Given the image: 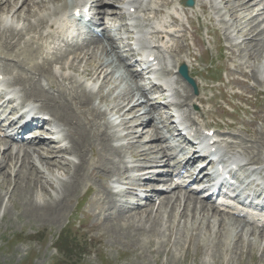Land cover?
Segmentation results:
<instances>
[{
  "label": "rangeland",
  "instance_id": "obj_1",
  "mask_svg": "<svg viewBox=\"0 0 264 264\" xmlns=\"http://www.w3.org/2000/svg\"><path fill=\"white\" fill-rule=\"evenodd\" d=\"M49 1L53 2L46 5L42 3L44 5L40 9L34 7L41 10L38 12L41 17L37 13L30 16L29 19L32 22L30 24H33L31 28L28 24L29 21L13 19L18 22L14 27L18 30H27L23 32L18 48L23 46L22 42L27 41L34 31H37L36 28L39 26V22L36 19L47 18V15L55 7H61L66 0ZM49 1H46V3ZM232 1L230 0L229 6L232 3L235 5ZM239 8V5L233 7L235 14L238 12L237 15L240 18L236 17L237 20L240 23L245 20L247 22L248 16H245L242 8ZM5 15L6 12L2 13L0 11V18L5 17ZM235 22L237 23L236 20ZM251 43L250 47L254 45H251ZM104 44V42H100V46ZM31 45L35 48L37 44L31 43ZM243 47L245 50H243ZM240 48L243 55L246 52L255 50L247 48L244 43L240 44ZM87 49L88 46H83L77 51L76 57L65 55L58 61H54L53 56V72H58L57 75L63 73L71 76L78 91L86 86V91L93 93L92 100L89 106L86 107L90 110L93 109L91 117L96 113L93 112L94 110L97 112L114 110L111 113V118L104 117L97 120L98 125L101 127L100 130L104 129V125L108 126L110 132L116 130L123 134L133 130L134 119L132 116L134 114L140 115L144 109L143 104L134 105L139 98L134 81L129 78L128 71L121 66H117L116 61L113 63L115 59L113 52L108 51L104 56L100 55L96 49L93 51L96 55L90 58L88 55H84ZM263 49L258 52V59L243 58L242 55L239 57L249 65H256L257 61L260 60L258 65L262 63L261 66L264 69ZM1 50L3 49L0 48ZM78 53L80 54L78 55ZM41 57L42 55H39L36 61H41ZM0 61L1 64L4 62V60ZM105 61H107L106 64ZM8 63L13 64V61L10 59ZM101 63L105 66L107 79L104 81L101 77H98L91 81L92 85L90 86L86 78L82 77V71L87 72L93 65L103 67ZM23 64V71L14 68L12 73L20 72L22 76L32 77V80H36L41 88L56 94L55 89L50 90L45 77H39L27 69L31 62H24ZM62 68L65 69L62 70ZM57 75H48L47 77H57ZM55 82L61 84L64 88L70 87L68 82H60L59 79ZM258 88L264 89V86L260 85ZM129 98H132L131 103H128L130 102ZM116 109L120 114L116 113ZM138 119L139 121L144 120L146 116H140ZM109 121L114 125H111V122L109 124ZM121 122L123 124L129 123H127L128 126L126 125L127 130L117 127L120 126ZM255 129L264 131V126L257 124ZM93 133L91 134L93 135ZM263 137L264 134L261 136V140H263L261 145L264 150ZM145 140L146 137L143 134L138 139L129 136L118 144L114 141H111V144L120 146V153L129 154L143 148V145L139 143H143ZM127 142L130 144H127ZM94 150L95 152L98 151V146H94ZM99 152L110 154L109 150H106L103 152L98 151L95 155L100 154ZM28 153L30 154L29 165H33L42 172L38 175V178L41 179V185L45 189L39 188L41 186L37 185L35 187L31 186L27 193L25 191H13L14 181L17 180L15 171L18 168V165L12 168L14 161H12L13 164L9 163L10 167L7 169L11 174L0 175V264H264V232L262 234L248 228L243 230L244 225L239 224V221L236 222L235 219H229L226 215H215L211 212L207 220H204L197 210L193 213L188 210L186 216L180 217L182 204L179 201L174 202L173 199H170V203H167V199L163 198L160 201L157 199V193L153 194L154 199L151 204L143 206L144 203H142L143 207L141 206L139 212L133 213L134 218H129V216H132L131 213H127L126 217L110 215L115 213V208L112 209V206L105 205L102 202L104 195L101 185L107 186L105 183L106 177L102 176L101 172L96 173L99 170L95 171L93 175L92 172L89 177V165L84 175V181L79 185L77 191L74 190L75 192L72 193L67 202L65 198L61 200L66 205L63 212L57 216L58 218L56 217L57 219L33 216L28 211L30 200L35 199L37 202L51 201L50 203H52L54 200L60 199L61 197H58L60 195L56 190L59 191L62 182L60 184L58 178L70 180L73 171L70 166L67 170V167H64L65 164L60 167L50 165L48 168L40 161L35 152L30 149ZM19 154L22 156V153L19 152ZM55 155L59 156L61 154L55 152ZM87 157L89 164H97V158L91 156L90 150H87ZM116 159V155L113 158L111 157V163L117 164L118 160ZM61 160L63 161V159ZM72 160L76 163L78 156L75 155ZM108 161L110 163V160ZM78 163L80 164V162ZM99 164H102V162H99ZM26 169L25 167L23 171H26ZM12 170L14 171L12 172ZM123 172L124 169L120 165L118 170L110 176L117 178ZM43 173L48 176L50 184L45 181L46 178H42ZM121 184V187H117L113 191L108 188L113 194L114 203L115 200L117 201L118 208L132 207L130 202H141L139 199L134 198L132 194L124 193V190H127L129 186L126 181ZM159 187H162V185ZM159 202L160 205H158ZM171 203L174 205L171 206ZM189 208H191V204ZM220 218L226 219L223 220L224 224L220 223Z\"/></svg>",
  "mask_w": 264,
  "mask_h": 264
},
{
  "label": "bare ground",
  "instance_id": "obj_2",
  "mask_svg": "<svg viewBox=\"0 0 264 264\" xmlns=\"http://www.w3.org/2000/svg\"><path fill=\"white\" fill-rule=\"evenodd\" d=\"M46 1H49V0H21L20 2L18 0H4V1L0 0V11H2V13L6 12L5 17L0 18V47L4 48V50L6 52L5 54H9V53L14 54L13 58L16 59L14 61L15 65L18 66L19 68H22L21 67L22 65L24 66V64H23L24 62L25 63L31 62V66H29V71L31 73L36 74L39 77L40 76L45 77V79L48 81L47 82L48 86L50 88H55L56 95H53V94H49L46 90L41 88L39 83L36 80H32V77L28 78V77L22 76L21 74H18L16 76H14V78H13V82H16V83L22 85V87L24 89V95L25 96L32 97V98H34V100H38L41 102L40 111L42 110L43 112L48 113L52 117L51 120H55L56 122L59 123V126H62L66 130V138H67L69 144L63 150H60L59 152L67 154L69 156L71 154L78 156V161L75 163L74 161H72L68 158H64V157H61L63 159V161H62L60 158L57 157V155H55V153H54L55 151H47V150H43V152L37 151L40 161L42 163H44V165H47L48 168L50 165L51 166L54 165L55 167H60L61 165L64 166V164H65L64 167H67V170H68V166L72 167L73 172H71L72 177L69 178L70 180H64L63 178H58L60 184L62 182L61 187L59 188V191L56 190V192L60 195L58 197H61L60 199L54 200L52 203H50L51 201L50 202H46V201L37 202L35 199L30 200L31 203H30V206L28 208V211L31 215L43 217L46 219H57L58 218L57 216L63 212V210L65 209V205H66L64 203V201H61V200L65 198V200L67 202V200L71 197L72 193L77 191L79 185L84 181V175H85V172L87 170L88 165L90 166L89 167V172H90L89 177H90V174L92 172H93L92 173V175H93L94 172L98 171V170L99 171L96 173L99 174L101 172L100 174H102V176L109 177L110 174L114 173V171L118 170L119 166L122 165V159H121V155H120L121 153L119 152L121 147H118L114 144H111V141H116V143L118 144L120 141H123L125 138H127L129 136H134L136 139L142 137V135L144 133H146V134L148 133V130H146L147 129L146 127L149 123V120H147L145 123H143V122L139 123L140 126L144 124V126L142 127V129L140 131L130 130L131 132L129 131V132L123 133V134L121 132L116 131V130L110 132L108 130L109 128L107 127V125H104V127H103L104 129L100 130L101 127H100V125H98L97 120L101 119V117H104L105 113L97 112L96 110H94L93 112H96V113L94 116H93V114H94L93 113L92 114L93 117H91V111L93 109L90 110V108H86L87 106H89V104L92 100L93 93L87 92L85 89H81L80 91H78L75 88V84L72 81L71 76H69L67 74L65 75L63 73H60L57 75L58 72H55V71L53 72V68H52V62L53 61L51 59L45 58L41 63L36 61L37 60L36 58L41 54L40 50L42 47H41V44H37L36 47L33 48L32 45H30V43L36 44L39 39H43L45 36L43 34L35 35V31H34L32 33L33 35L31 36V38L27 41H23L22 42L23 46L18 48L19 44H20V39L22 38V34L24 31H27V30L26 29L18 30L16 27H14L18 22L14 21L13 19L22 20V21H29L28 24L30 25V28H31L33 26V24H30V23H32V22H30V19H29L30 16L32 14L34 15V13L38 14V12L41 11L38 9L42 8V5L50 4L53 2V1H49L48 3H46ZM224 1H225V3L228 4V6H226V7L228 8V11L231 13V16H233L236 20H237V18L240 19L239 16L237 15L238 12L235 14V10H233V7L235 8L236 5H239L240 8L243 9L245 16L246 15L248 16L247 22L245 20V21L240 23L237 20L239 28H237L236 30H237V34H240L241 36L245 37V39H243L241 43H244L245 46H247V48L250 47V43L252 41L254 42L253 43L254 45H252L249 49H255V50L253 52L252 51H250L248 53L246 52L244 57H246L248 59H251V58L258 59V52L262 48H264V38H262L264 36V30H262V31L257 30L258 23L256 21H257V18L259 17L260 12H259V9L257 8V6L253 3L254 0H233L235 5H233V3H232L231 6H229L230 0H224ZM103 2H104V0L95 1L94 2V8H96L97 4H102ZM170 2H171V0H162L161 3L164 5H169ZM42 3H44V4H42ZM134 3H136V1ZM195 5L200 7V11L202 12V14L207 13L208 6L205 2H200L199 4H197V2H196ZM35 6L38 9H35L34 8ZM66 6L67 5L65 2L61 5V7H55L52 10V12L50 14L53 15V17H55L54 22H56V20H57V22H60V18H59L60 16L56 17L55 15H57L58 13L61 14L62 13L61 11H63L66 8ZM43 7H45V6H43ZM155 12L159 13L160 10L157 8V9H155ZM240 13H242V12H240ZM241 15H240V17H242ZM38 16L41 17L40 13L38 14ZM43 19L44 18H39V19H36V21L38 20V22L41 23L43 21ZM172 21L174 23H178L179 19L177 17H172ZM208 28L210 30H215V28H213L212 26H208ZM155 33H161V32L156 31ZM87 45L89 46V48L85 52L84 55H88L90 58H92L93 55H96L95 53H93V51H95L94 48H96L98 46V40H94L92 42L90 40L87 43ZM231 47L233 48V46H231ZM15 48H17L18 50H16V51L13 50ZM79 48H81V45H75V48L69 49L68 53L65 55H68V56L73 55L74 57H76L77 52L73 51V50H77ZM176 48H177V46H176ZM229 50H231V49H229ZM243 50H245L244 47H243ZM101 52H99V53L104 54L106 52V49L102 48ZM79 54L80 53H78V55ZM6 56L8 58H11L10 56H12V54H10V56L9 55H6ZM64 56H62L60 53L56 54L54 57V61H58ZM233 56H234V54L232 53L231 55L228 56V59L230 61H232ZM181 60H183V59H181ZM259 61H257V62L259 63ZM261 64L253 65V66L251 65V71H252L251 75L256 77V80H258L256 73L262 68ZM9 67H10V64L9 65L5 64L3 66V68L5 70H7V68H9ZM104 68H105L104 65H103V67L101 65H93L90 70H87V72L82 71V74L87 76L90 80H94L98 77H101L102 80L106 81L107 74H106V70H104ZM64 69L65 68H62V70H64ZM226 71H227L228 75L231 76V78L229 79L228 85H230V86H242V85H244V83L239 79L240 76H247V73L243 70L242 67L236 66L235 69H232V70L230 68L226 67ZM34 74H33V76H35ZM48 75H55V76L57 75V77H55V76L47 77ZM100 75H103V76H100ZM58 79L60 82H68L70 84V87L64 88L61 84H57L55 81ZM156 88L158 89V87H156ZM186 98H187V96H186ZM131 99L132 98H129V101H131ZM112 111H114V110H112ZM123 111H122V113H123ZM116 113L120 114L118 110L116 111ZM257 117H258V115L255 116V118H257ZM133 118H134L135 122H137L139 120L138 119L139 117H137V116H134ZM254 120H252V121H254ZM110 122L111 121H109V124H110ZM15 123L16 122L11 121V124H15ZM127 123L128 122L123 124V122H121L120 126H117V127H122L124 130L125 129L127 130L128 128H126V127L129 124V123L128 124ZM111 125H114V124L111 122ZM132 128H135V127H132ZM152 131L154 133H156L155 129H152ZM92 132H94L93 135L91 134ZM153 132H152V135H150V138L148 137L149 141H155L157 139L156 135ZM262 134H264V131H258V133L255 130L251 131L250 132V140H253L254 142L258 141L259 146H262L261 145V144H263V142H262L263 140H261ZM263 139H264V137H263ZM2 143H4V142H2V140L0 139V145H2ZM127 144H129V143H127ZM3 145H5V143ZM94 146H98V151L103 152V151L109 150L110 154L109 153L103 154V153L99 152L100 154L95 155L98 153V151L95 152ZM36 148H37L36 150H42L43 149L41 147V144H38L36 146ZM87 150H90L91 156H93V157L95 156L97 158V160H98V161L96 160L97 164H89V161H88L89 159L87 157ZM160 150H161L160 147L155 148V147H151V145H148L146 147L143 146V148H141L140 150H137L132 155L136 159L141 158V159L145 160L146 162L157 163V161H155V160L159 159V157L148 158V156H149V153H151V151H154L156 153L161 154ZM15 152L12 151L10 143H8L7 146L4 148H1V146H0V175L1 174H3L4 176H5V174L8 175V173H10L9 170H7L10 167L9 163H12V161H14V165L12 168L16 167L17 165H18V168H16V171H15V173H16L15 176H16L17 180L14 181L13 191L14 190H16L17 192L25 191V193H27V191L31 188V186L35 187L37 185L41 186L39 188L45 189V187H43L41 185V181H40L41 179L38 178V175L41 174L42 172H40V170L35 168L33 165L32 166L29 165V157H30L29 153L30 152L28 153V151H26V150H21V151L19 150V151H15ZM19 152L22 153V156H20ZM114 155H116L120 159L117 162V164L113 163V162L111 163V157L113 158ZM258 157H259V155H258ZM193 158H195V157H193ZM108 160H110V163H108L109 162ZM190 160L191 159H188V161H190ZM78 162H80V164ZM99 162H102V164H99ZM108 164H109V166H108ZM100 165L103 167H101ZM25 167L27 169H26V171H23V169ZM141 168H142L141 166L137 167V169H141ZM4 170H6V171H4ZM60 170H61V168H60ZM13 171L14 170H12V172ZM44 175L45 174L43 173L42 178L43 177L46 178L45 181H47L48 184H50L48 176L47 175L44 176ZM127 178L128 177H124V180H126ZM159 178L160 177L157 176L155 178V180L156 181L160 180ZM62 180H64V181H62ZM5 182H6V180H5ZM7 182H9V181L7 180ZM10 182H12V181H10ZM22 183H24V184H22ZM4 184H6V183H4ZM180 186L181 185L177 184V183H170L169 186H167L164 191H160L161 192V199L162 198L167 199V203H170V199H173L174 202L179 201L180 203L183 201L182 210L179 213L180 217L186 216V213L188 210H190L192 213L195 210H197L202 215V218L204 220L208 219V215L210 212L212 214H215V215H217V214L221 215V216L224 215L223 213L217 212L215 207H211V206L203 204L201 201H198L195 197H193L190 194L184 193V194H180V196H179V191L176 193L175 190L177 188H179ZM101 187H102V193L104 195L102 202L105 205L112 206V209L115 208V213L110 214V215H112V216L113 215L125 216L127 213H131L130 215H132V216L128 215L129 218H134L133 213L139 212L140 207L137 205H132V207H125L124 209L118 208L116 205L117 204L116 200L114 203L113 194L111 193V191H109L107 189V187L104 185H101ZM151 188L155 189L156 187L151 186ZM152 192H155V191H152ZM125 194H126V192H125ZM170 194H174L175 198H173V196H170ZM55 198H57V197H55ZM146 198H147L145 201L146 204L144 206H148L149 204H151L150 200H152V195H150ZM161 199H160V201H161ZM190 204H191V208H189ZM158 205H160V202L158 203ZM173 205L174 204L171 203V206H173ZM103 209H104V207L102 208V210ZM226 216H228V215H226ZM114 219H115V217H114ZM223 220H224L223 218H220V223L224 224ZM231 221H232V219H231ZM235 221L237 222L239 220L235 219ZM255 232L263 234V230H257L256 229Z\"/></svg>",
  "mask_w": 264,
  "mask_h": 264
}]
</instances>
